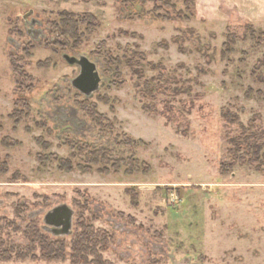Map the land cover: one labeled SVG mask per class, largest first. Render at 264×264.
Masks as SVG:
<instances>
[{"label":"rangeland","instance_id":"rangeland-1","mask_svg":"<svg viewBox=\"0 0 264 264\" xmlns=\"http://www.w3.org/2000/svg\"><path fill=\"white\" fill-rule=\"evenodd\" d=\"M247 4L202 21L195 0H0V245L54 241L44 215L74 213L64 260L0 264H72L85 228L103 264H264V20ZM64 14L97 24L64 39ZM64 55L96 64L97 92Z\"/></svg>","mask_w":264,"mask_h":264},{"label":"trees","instance_id":"trees-1","mask_svg":"<svg viewBox=\"0 0 264 264\" xmlns=\"http://www.w3.org/2000/svg\"><path fill=\"white\" fill-rule=\"evenodd\" d=\"M135 0H116L117 4L126 5ZM146 1V0H142ZM149 1V0H147ZM193 2V0H192ZM61 30L60 35L64 39L71 41H78V27L85 26L86 31L90 32L92 26L97 24V20L92 15L76 16L74 14H64L62 15ZM14 72L18 75L20 79L26 77L25 73L19 67L15 66L12 62ZM224 120L227 123H232L228 120V115H223ZM236 118V117H235ZM235 121V120H234ZM45 233V229H43ZM50 234V233H49ZM52 235V234H51ZM53 236V235H52ZM72 236V234L70 235ZM70 236L56 237L54 241H50L49 238L42 235L39 231H33V234L28 238L30 239V247L25 253L15 252L13 249H3L0 245V261H9L12 255L19 260H26L28 258L34 259V252L37 248L40 250L41 259L44 261H62L65 259V245L63 240ZM108 242L107 238L101 239L96 234H94L92 228H85L82 232L77 233L73 237L72 241V264H103L101 257V252H104L107 248ZM94 260L89 261V258Z\"/></svg>","mask_w":264,"mask_h":264},{"label":"water","instance_id":"water-1","mask_svg":"<svg viewBox=\"0 0 264 264\" xmlns=\"http://www.w3.org/2000/svg\"><path fill=\"white\" fill-rule=\"evenodd\" d=\"M28 14L24 16V19ZM34 22L32 21L31 25ZM30 34V31H28ZM37 36L35 35L34 39ZM63 59L70 66H77L79 74L71 82V86L81 95L90 97L98 91L101 78L97 71L96 64L90 62L86 57L79 58L64 55ZM73 211L66 205H61L47 212L43 217L45 230L56 237L70 236L72 233Z\"/></svg>","mask_w":264,"mask_h":264},{"label":"crops","instance_id":"crops-1","mask_svg":"<svg viewBox=\"0 0 264 264\" xmlns=\"http://www.w3.org/2000/svg\"><path fill=\"white\" fill-rule=\"evenodd\" d=\"M227 2H229V0H195L196 17L202 21L221 18V16L224 15V9L220 4L226 6ZM235 4L237 3H234L233 5L232 3H228L233 9L238 11L239 9L242 10L241 8L243 7V4L240 5L241 7ZM205 5H207L206 10L204 9ZM244 9H246L248 14L244 17L246 20L255 18H263L261 20H264V0H248V4ZM242 15L245 16L243 12Z\"/></svg>","mask_w":264,"mask_h":264}]
</instances>
